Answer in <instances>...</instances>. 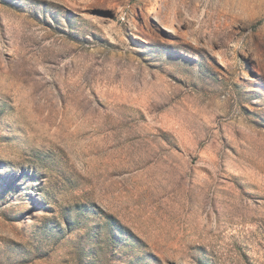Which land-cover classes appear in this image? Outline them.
Instances as JSON below:
<instances>
[{"label":"rangeland","instance_id":"rangeland-1","mask_svg":"<svg viewBox=\"0 0 264 264\" xmlns=\"http://www.w3.org/2000/svg\"><path fill=\"white\" fill-rule=\"evenodd\" d=\"M0 264H264V0H0Z\"/></svg>","mask_w":264,"mask_h":264}]
</instances>
